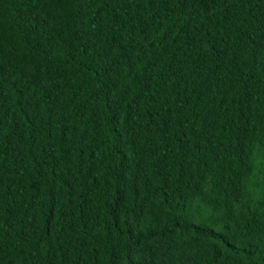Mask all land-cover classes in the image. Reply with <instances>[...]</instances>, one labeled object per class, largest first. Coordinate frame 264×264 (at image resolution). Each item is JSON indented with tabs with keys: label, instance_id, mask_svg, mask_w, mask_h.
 Wrapping results in <instances>:
<instances>
[{
	"label": "trees",
	"instance_id": "obj_1",
	"mask_svg": "<svg viewBox=\"0 0 264 264\" xmlns=\"http://www.w3.org/2000/svg\"><path fill=\"white\" fill-rule=\"evenodd\" d=\"M0 264H264V0H0Z\"/></svg>",
	"mask_w": 264,
	"mask_h": 264
}]
</instances>
